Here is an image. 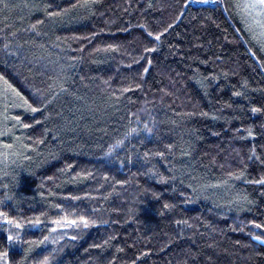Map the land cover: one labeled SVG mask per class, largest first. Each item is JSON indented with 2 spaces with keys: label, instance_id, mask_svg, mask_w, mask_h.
Instances as JSON below:
<instances>
[{
  "label": "trees",
  "instance_id": "16d2710c",
  "mask_svg": "<svg viewBox=\"0 0 264 264\" xmlns=\"http://www.w3.org/2000/svg\"><path fill=\"white\" fill-rule=\"evenodd\" d=\"M84 4L0 0V264H264V37L242 1Z\"/></svg>",
  "mask_w": 264,
  "mask_h": 264
},
{
  "label": "snow or ice",
  "instance_id": "6c2138e0",
  "mask_svg": "<svg viewBox=\"0 0 264 264\" xmlns=\"http://www.w3.org/2000/svg\"><path fill=\"white\" fill-rule=\"evenodd\" d=\"M202 2H208V0H202ZM76 6H77V5H75V4L73 5V7H76ZM81 6H87V0H85V4H84V5H81ZM244 8H245V9H252V10H257V9H259V11L257 12V15H264V0H256L255 3H248V4H245V5H244ZM52 15H59V13H52ZM257 23H260L261 28L264 29V23H261L260 21H257ZM148 35L151 36L152 34H151V33H148ZM261 35H264V32H262ZM155 38H156L157 40H159L160 37H159V36H156ZM0 80H3V77H0ZM4 83L7 85V88H8V89H11V91H12L13 93H15V95H16L17 97H19L20 100L23 101V106L25 107V109H26L27 111H31V112H33V113L40 111L39 108H37V107H33V105L30 104V103L28 102V100H26L24 97H22V96L20 95V93L17 92L14 88H12V86H11L10 84H8V82H7L6 80L4 81ZM256 111H258V109H253V112H256ZM13 119H15L18 123L20 122V117H19V116L13 117ZM23 126H24L25 128L29 127L28 124H24ZM2 134H3V133H0V135H2ZM249 134L251 135V132H250ZM4 147H11V145H4ZM256 182H257V183L264 184V179L259 180V181H256ZM165 207H167V205H165ZM3 215H4V213L0 212V216H3ZM80 221L83 223L84 227H88V221H87L85 218L81 217V218H80ZM4 223H5V224H9V225H14L16 228H21V227H22V225H21L19 222H15V221H13V220H11V219H8L7 217H5ZM36 223H40V221L37 220ZM54 223H60V221H55ZM64 223H66V224H68V225H76V224H77V221H76V220H68L67 217H65V219H64ZM255 227L260 228V227H262V226L259 225V224H256ZM53 231H55V229H53ZM74 238H75V237H74ZM254 238H255L256 240H258V241H261V243H264V241L261 240L260 236H256V237H254ZM7 240H8L9 242H12V241L14 240V237H13L12 235H8V236H7ZM2 255H3L4 257H6V256H7V253L5 252V253H3ZM44 264H47V258L45 259Z\"/></svg>",
  "mask_w": 264,
  "mask_h": 264
},
{
  "label": "rangeland",
  "instance_id": "374dc122",
  "mask_svg": "<svg viewBox=\"0 0 264 264\" xmlns=\"http://www.w3.org/2000/svg\"><path fill=\"white\" fill-rule=\"evenodd\" d=\"M241 1H242L243 7L245 4L256 2V0H241ZM258 11H259V9H257V10L245 9L246 16L248 17L249 21L253 24V26L257 29V31L261 35V33L264 32V29L261 28L260 23H257V21L264 23V15H257ZM261 36L264 37V35H261Z\"/></svg>",
  "mask_w": 264,
  "mask_h": 264
}]
</instances>
